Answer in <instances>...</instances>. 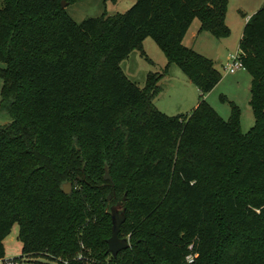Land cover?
Here are the masks:
<instances>
[{
    "label": "trees",
    "instance_id": "16d2710c",
    "mask_svg": "<svg viewBox=\"0 0 264 264\" xmlns=\"http://www.w3.org/2000/svg\"><path fill=\"white\" fill-rule=\"evenodd\" d=\"M228 3L136 0L78 23L62 0H0V260L19 223L24 262L264 264V6L240 43L247 132L238 109L225 120L205 97L223 78L214 59L184 44L196 18L229 35ZM148 37L201 90L191 114L158 108L163 74L142 88L123 71ZM125 196L131 246L114 256L109 205Z\"/></svg>",
    "mask_w": 264,
    "mask_h": 264
},
{
    "label": "rangeland",
    "instance_id": "374dc122",
    "mask_svg": "<svg viewBox=\"0 0 264 264\" xmlns=\"http://www.w3.org/2000/svg\"><path fill=\"white\" fill-rule=\"evenodd\" d=\"M135 2L136 0H77L73 3L69 2L66 8L70 16L81 23L90 17L126 12ZM262 6L264 0H229L226 18L230 28L229 35L218 38L209 30H202L201 20L196 18L184 39L186 46L214 59L223 79L205 97L225 120H229L234 109H238L243 132L250 130L256 122L251 104L253 75L247 69L230 73L227 71V65L231 55L240 50L247 17L252 16ZM121 67L127 76L142 88L147 85L150 74H163L159 82L161 90L154 102L168 115H189L199 100L204 98L199 87L187 77L177 63L168 66V57L152 37L144 40L143 49H133L131 54L121 61ZM0 83H3L2 78ZM6 116L4 111H0V124L8 121ZM117 202L110 203L109 212ZM5 246L7 255L4 260H0V264H7L10 260L18 264H58L45 255L30 257L25 262L20 259L15 260L24 255L19 223L14 225L12 233L5 239Z\"/></svg>",
    "mask_w": 264,
    "mask_h": 264
},
{
    "label": "water",
    "instance_id": "95a60500",
    "mask_svg": "<svg viewBox=\"0 0 264 264\" xmlns=\"http://www.w3.org/2000/svg\"><path fill=\"white\" fill-rule=\"evenodd\" d=\"M69 2L66 0H62V6L67 7ZM106 180H113L112 175L110 173V168L106 167L105 173ZM73 183L67 182L64 184V192L69 194L72 192ZM112 198V194L109 195V199ZM127 200V196L124 197L123 200H119L115 205L111 207V216L113 220L112 227V236L108 239L109 249L108 251L112 253L114 256H118V254L131 246L130 239L128 237L121 236L122 225L127 220V213L125 208V203Z\"/></svg>",
    "mask_w": 264,
    "mask_h": 264
},
{
    "label": "built area",
    "instance_id": "2783aa9c",
    "mask_svg": "<svg viewBox=\"0 0 264 264\" xmlns=\"http://www.w3.org/2000/svg\"><path fill=\"white\" fill-rule=\"evenodd\" d=\"M249 19L250 17L248 18V20ZM241 69H246V67L242 59L241 51L239 50L236 54L231 55L230 62L227 65V71L230 73H236ZM188 260L190 262H193L194 256L190 255L188 257ZM7 264H18V263H14V260H10Z\"/></svg>",
    "mask_w": 264,
    "mask_h": 264
},
{
    "label": "crops",
    "instance_id": "0c3cea01",
    "mask_svg": "<svg viewBox=\"0 0 264 264\" xmlns=\"http://www.w3.org/2000/svg\"><path fill=\"white\" fill-rule=\"evenodd\" d=\"M260 5H261V4H260ZM262 7H263V6H262ZM249 17H251V16H249ZM249 17H247V21H248V18H249ZM222 79H223V78H222ZM0 87H3V83H0ZM1 92H2V88H1ZM199 102H200V100H199ZM199 102L196 104L195 108L198 106ZM195 108H194V109H195Z\"/></svg>",
    "mask_w": 264,
    "mask_h": 264
}]
</instances>
